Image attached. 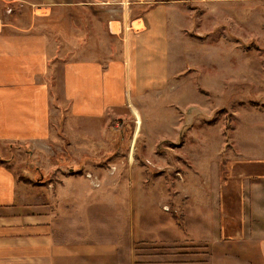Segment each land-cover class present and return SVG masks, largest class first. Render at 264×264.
Segmentation results:
<instances>
[{
  "label": "rangeland",
  "instance_id": "1",
  "mask_svg": "<svg viewBox=\"0 0 264 264\" xmlns=\"http://www.w3.org/2000/svg\"><path fill=\"white\" fill-rule=\"evenodd\" d=\"M43 1L0 0V17L10 21L20 14L26 24L28 9ZM180 5V43L171 40L163 60L147 56L141 71L132 67V80L156 73L159 85L153 88L147 78L144 93L135 94L133 87L130 95L125 94L132 97L135 115L124 107L103 119L55 118L49 141L11 148L0 143L1 159L8 161L19 184L25 183L21 195L38 204L53 199V211L60 209L62 199L72 204L115 197V205L108 209L93 205L90 211L122 213V221L94 219V227L100 222L101 227L111 224L124 230L125 219L135 231L139 224L140 233H182L165 242L138 240L134 246L143 253L139 259L263 264L251 242L238 245V240L228 239L227 259L205 240H188L186 231L175 224L177 220L180 228L188 224L181 214L183 196L175 189L177 183L185 185L197 206L207 181L229 180L236 161H241L238 153L249 156L244 160L264 162V157L255 156L264 155V0H190ZM56 33L51 31V36ZM52 60L50 81L58 93V55ZM166 72L169 76L162 78ZM260 169L264 174V167ZM131 197L133 208L128 204ZM69 208L74 212L76 206Z\"/></svg>",
  "mask_w": 264,
  "mask_h": 264
},
{
  "label": "crops",
  "instance_id": "2",
  "mask_svg": "<svg viewBox=\"0 0 264 264\" xmlns=\"http://www.w3.org/2000/svg\"><path fill=\"white\" fill-rule=\"evenodd\" d=\"M185 1L190 0H44L40 13L36 7L28 9L26 24L20 14L10 21L0 17V143L10 148L17 143L42 145L52 137L55 118L103 119L124 107L134 114L132 97L125 94L133 87L135 94L144 93L147 78L153 88L159 85L156 73L132 80V67L141 71L147 56L163 60L171 40L180 43V4ZM51 31L58 35L52 37ZM54 55L60 63L58 93L50 81ZM236 157L241 161H236L229 180L207 181L197 206L194 194L177 183L188 224H175L188 240H205L227 259L228 239L256 244L264 264V162L244 160L249 156L242 152ZM23 186L8 161L0 162V264H169L139 259L143 253L134 245L149 238L179 239L182 234L140 233L139 224L135 231L125 219L124 230L111 224L101 227L100 222L94 227V219L104 223L115 217L119 223L122 213L90 211L93 205L108 209L115 197L72 204L62 199L60 209L53 211V199L38 204L21 195ZM128 204L133 208L132 197Z\"/></svg>",
  "mask_w": 264,
  "mask_h": 264
},
{
  "label": "trees",
  "instance_id": "3",
  "mask_svg": "<svg viewBox=\"0 0 264 264\" xmlns=\"http://www.w3.org/2000/svg\"><path fill=\"white\" fill-rule=\"evenodd\" d=\"M0 162H4V160L0 158ZM24 181H25V180H24ZM25 182H28V181H25Z\"/></svg>",
  "mask_w": 264,
  "mask_h": 264
},
{
  "label": "built area",
  "instance_id": "4",
  "mask_svg": "<svg viewBox=\"0 0 264 264\" xmlns=\"http://www.w3.org/2000/svg\"><path fill=\"white\" fill-rule=\"evenodd\" d=\"M36 10H37V11H40V8H39V7H37V8H36Z\"/></svg>",
  "mask_w": 264,
  "mask_h": 264
}]
</instances>
